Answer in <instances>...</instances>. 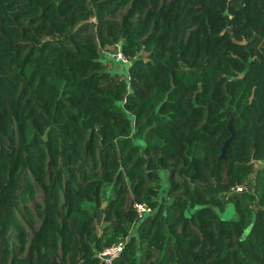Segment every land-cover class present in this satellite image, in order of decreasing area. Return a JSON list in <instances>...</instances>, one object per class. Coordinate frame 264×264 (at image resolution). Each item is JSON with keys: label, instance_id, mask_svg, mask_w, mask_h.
Masks as SVG:
<instances>
[{"label": "trees", "instance_id": "1", "mask_svg": "<svg viewBox=\"0 0 264 264\" xmlns=\"http://www.w3.org/2000/svg\"><path fill=\"white\" fill-rule=\"evenodd\" d=\"M120 243L264 264V0H0V264Z\"/></svg>", "mask_w": 264, "mask_h": 264}, {"label": "rangeland", "instance_id": "2", "mask_svg": "<svg viewBox=\"0 0 264 264\" xmlns=\"http://www.w3.org/2000/svg\"><path fill=\"white\" fill-rule=\"evenodd\" d=\"M122 15H124V13H121V16ZM111 54H113V53L112 52L108 53V56L106 58L107 61L114 59L113 55H111ZM118 61L119 60H116V62H114L115 65H114V63H110V62H108V63L111 64V66H110L111 68L117 69L119 71L124 70V68L122 66H120V64L118 65ZM259 167H261V164L260 163L256 164V168H259ZM168 190H169V188L164 192V194L167 195V196H168ZM37 200L39 202L42 201V194L41 193L37 194ZM28 207L30 209V212H32L33 215H35V211L37 209L36 202L32 200L31 203H29ZM17 216H18V219L20 220V223L25 228V231H26V233L28 235V238L31 239L33 231H35V230H37L39 228L38 219L29 217L28 213H26L24 211V208H23L22 205L20 207V211L17 213ZM224 217H226L228 219L236 218V214L234 212V209L229 206L227 211L224 213Z\"/></svg>", "mask_w": 264, "mask_h": 264}, {"label": "built area", "instance_id": "3", "mask_svg": "<svg viewBox=\"0 0 264 264\" xmlns=\"http://www.w3.org/2000/svg\"><path fill=\"white\" fill-rule=\"evenodd\" d=\"M119 57H120V59L125 61V58L123 57L122 54H120ZM244 190H246L245 187H237L234 190V192L241 193ZM135 209L138 213L139 218H141V219L144 218L146 214H150L152 212L151 208L146 204H136ZM124 248H125L124 243L117 244V245L113 246L112 248L106 250L101 255V258L104 259L107 264H113V262L120 257V255L124 251Z\"/></svg>", "mask_w": 264, "mask_h": 264}, {"label": "water", "instance_id": "4", "mask_svg": "<svg viewBox=\"0 0 264 264\" xmlns=\"http://www.w3.org/2000/svg\"><path fill=\"white\" fill-rule=\"evenodd\" d=\"M228 143H229V142H228ZM228 143H227V144H228ZM224 152H225V148H224ZM224 156H225V155L223 154V157H224Z\"/></svg>", "mask_w": 264, "mask_h": 264}]
</instances>
